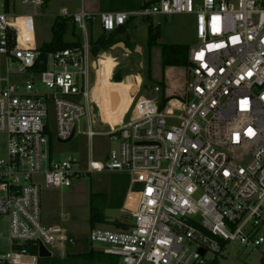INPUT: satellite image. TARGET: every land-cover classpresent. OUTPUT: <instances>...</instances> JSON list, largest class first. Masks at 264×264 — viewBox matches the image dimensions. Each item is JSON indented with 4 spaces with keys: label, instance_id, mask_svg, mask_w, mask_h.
Segmentation results:
<instances>
[{
    "label": "built area",
    "instance_id": "2783aa9c",
    "mask_svg": "<svg viewBox=\"0 0 264 264\" xmlns=\"http://www.w3.org/2000/svg\"><path fill=\"white\" fill-rule=\"evenodd\" d=\"M80 3L78 13L57 15L81 32L80 46L49 53L40 72L34 71L40 53L29 41L44 0H21L31 13L13 15L5 1L0 11V133L7 138L0 216L8 220L9 247L0 252V264H39L40 247L64 262L84 245L120 264H209L204 255L218 253L219 241L264 246V0H157L143 9L97 14ZM173 15H192L195 23L183 99H170L173 94L159 87L142 98L138 88L118 124L102 122L109 149L103 160L94 159L90 141L99 134L92 129L99 106L90 74L97 60L90 59L88 22L98 17L108 34L136 17ZM25 73L32 78L21 88L12 83V75ZM36 83L46 91H37ZM50 103L54 142L74 136L75 123L86 118L80 132L89 143L86 157L51 159ZM100 173L128 177L121 211L129 225L95 227L78 239L60 224L41 223L42 187L68 188Z\"/></svg>",
    "mask_w": 264,
    "mask_h": 264
},
{
    "label": "rangeland",
    "instance_id": "374dc122",
    "mask_svg": "<svg viewBox=\"0 0 264 264\" xmlns=\"http://www.w3.org/2000/svg\"><path fill=\"white\" fill-rule=\"evenodd\" d=\"M0 0V11L3 7V2ZM152 0H133L136 5H140ZM157 1V0H156ZM9 12L13 15H22L24 7L21 0H9ZM83 8L86 12L97 14L107 11L102 8L100 0H83ZM62 9H66L68 14L72 15L78 13L81 9L80 0H50L46 6H42L38 16L33 17L34 33L35 36L30 44L39 48L51 40L52 32L51 27L55 18ZM101 12V13H102ZM194 19L192 15H173V16H153L151 23L154 27H158L160 31V38L157 46L150 49L148 58L141 61L138 53L123 56L121 49H117V58L114 61L112 57L106 52H101L99 56V67L97 75L91 72V89H95L100 93V100L98 106L102 115V120L105 125L113 128L118 124L129 107L132 98L128 96L129 89L136 86L137 89L141 88L142 81L140 77L144 78L146 64L149 65L150 79L146 81L145 86L140 91L141 97H146L151 88L159 87L166 95L173 94L174 97L170 99H183L184 82L186 79V72L184 67H163L161 60V49L159 45L173 44V45H193L197 42L195 32L192 31L187 20ZM19 23L22 19H18ZM147 22L145 19L136 17L131 22L130 28L134 27L132 31L133 37L141 40V43L146 44L147 40ZM136 26V28H135ZM66 33L64 40L66 42H80L83 40L82 34L75 28L74 35L71 34V25ZM87 35L90 42H95L103 31L99 25V19H96L90 24H87ZM107 33V32H106ZM141 46V44H139ZM127 48V47H126ZM132 48V47H131ZM131 51V49H130ZM132 52V51H131ZM95 59V58H93ZM148 61V62H147ZM140 62L142 66L140 67ZM118 63L116 70L122 73L124 69V76L119 83L112 82L109 77L115 65ZM14 65H10V70H15ZM32 75L25 73L24 75H12V83L22 86L24 80H30ZM34 81L38 79L34 77ZM38 82V81H37ZM37 91H46V89L39 83L35 84ZM113 92H117L121 100L119 108H113L110 104V97ZM80 101V100H77ZM82 103V102H80ZM47 138H51L55 132V115L52 104L48 106L47 114ZM76 131L73 138L67 143H57L52 140L51 157L54 161H60L68 155L84 158L87 155L89 143L87 139L80 134L86 131V118L83 116L75 123ZM103 125L98 119L93 121V131L99 133L92 137L90 141L91 154L94 159L103 160L109 149L108 138L101 133H107L108 127ZM6 135L0 133V159L5 157L6 154ZM48 153V152H47ZM34 180L39 181L38 178ZM128 187V186H127ZM126 192L124 177L121 174L100 173L87 175L72 181L68 188L61 189H45L42 187L40 192V209H41V223L44 225L60 224L65 227L67 231L74 237L80 239L85 238L89 233V208L91 196L92 205L103 209L104 202L107 204L111 199H120ZM105 219L108 224L97 225V228L107 230H121L114 228L113 222H122L129 225L131 223L128 214L119 209H104ZM64 215V216H63ZM8 220L6 217L0 216V252L6 253L9 250L7 242L8 234ZM123 229V228H122ZM94 248L101 249L102 245H94ZM220 251L218 253L208 250L204 255V259L210 264H264V246L252 247L245 246L237 241H219ZM88 249L82 246V250ZM74 254L81 251L79 246L74 250ZM85 252V251H84ZM114 263L120 264L115 258L111 259ZM46 261L45 264H78L72 261H62L55 255L50 258L41 260ZM92 264H108L106 261L94 262ZM141 264H148L143 262Z\"/></svg>",
    "mask_w": 264,
    "mask_h": 264
},
{
    "label": "trees",
    "instance_id": "16d2710c",
    "mask_svg": "<svg viewBox=\"0 0 264 264\" xmlns=\"http://www.w3.org/2000/svg\"><path fill=\"white\" fill-rule=\"evenodd\" d=\"M50 0H44V6L47 5V3ZM156 2V0L148 1L146 3L136 5L133 0H100L101 6L106 8L107 11H125V10H135V9H143L146 7H149L151 4ZM8 3L9 0H5V10L8 11ZM148 23L147 25V41L146 46L147 50H150L151 48L157 46L158 40L160 37V31L158 27H154L151 23V19H146ZM130 20L127 22V25H129ZM69 25H71V34L74 35L75 31V25L72 23V20L62 19V18H55L54 22L51 27L52 37L51 40L48 43L43 44L38 48L39 51V59L36 63V66L34 67V71L40 72L43 71L46 67V57L49 53H54L57 51L65 50V49H73L80 46V42H66L64 40V37L66 33L69 30ZM119 27L115 29L111 33H103L102 36H100L96 42H90V52L93 56H96L99 51H108L113 45L122 42L120 40V35L124 33L126 30V26ZM74 30V31H73ZM160 46L161 51V60H162V66L163 67H185L187 62V52H188V46L185 45H173V44H162ZM148 58V57H147ZM148 62V61H147ZM149 63V62H148ZM146 64V69L144 73V78L142 81L141 88L145 86V83L147 80L150 79V71H149V65ZM111 81L115 83H119L122 81V75L119 71L114 70ZM167 99L163 100L165 102ZM49 144H52V139H49ZM124 177L125 182V189H127L128 186V177L125 175H122ZM124 197V196H123ZM123 197L120 199H111L107 204L104 202L103 209L105 207L110 209H119L121 210ZM93 196H91L90 200V208H89V228H95L97 225H103L108 224V222L105 219L104 210L99 209L92 204ZM114 228H120L124 229L126 226L122 222H113ZM85 251V252H84ZM82 250V252H78L77 254H74L72 256H69L67 261L72 262H79L78 264H92L94 262H101L106 261L108 264H117L114 263L110 256L104 255L99 252H94L91 250ZM46 260V259H45ZM117 260V259H116ZM46 261H41L39 264H45Z\"/></svg>",
    "mask_w": 264,
    "mask_h": 264
},
{
    "label": "crops",
    "instance_id": "0c3cea01",
    "mask_svg": "<svg viewBox=\"0 0 264 264\" xmlns=\"http://www.w3.org/2000/svg\"><path fill=\"white\" fill-rule=\"evenodd\" d=\"M102 8H104V7H102ZM100 12H102V11H100ZM99 12V13H100ZM113 12H117V11H113ZM151 19V18H150ZM146 20V19H145ZM19 21V20H18ZM133 20H130V23H129V25H127L126 26V30L124 31V33L122 34V35H120V40H122V43L124 44V46L125 47H127V49H131V53L130 54H128V53H126L124 50H122L121 48H115V49H109L108 51H105L106 53H108V55L110 56V57H112L113 59H114V61L116 60V58H117V52H119V51H117V49L119 50V49H121V52H123V56H126L127 54L128 55H132V54H134V53H136L135 52V48L137 47V46H139L140 48H141V53H138L139 54V56L141 57V61L143 62V61H145L146 59H147V56H148V53L150 52V50H147V46H146V44H143V43H141V40L140 39H137L136 37H133V33H132V31L134 30V27L133 28H130V27H132L131 26V22H132ZM147 21V20H146ZM188 21V23H189V25H190V27H191V29H192V31L193 32H195V23H194V19H191V21H189V20H187ZM93 22V21H92ZM92 22H90V24L92 23ZM135 28H136V26H135ZM146 30H147V28H146ZM104 33V32H103ZM102 33V34H103ZM100 36H102V35H100ZM160 38V37H159ZM97 41V40H96ZM95 41V42H96ZM147 41V40H146ZM159 41V40H158ZM74 42V41H73ZM94 43V42H93ZM139 44H141V46L139 45ZM185 46H188V47H190V46H192V45H185ZM132 47V48H131ZM101 52H103V51H99L98 53H97V55L96 56H93L92 54H90V59H93V58H95V59H93V60H97V63L95 64L96 65V70L98 69V65L97 64H99L98 63V60H99V56H100V53ZM142 62H140V64H138V65H140V67L142 66ZM117 66H119L118 65V63H115V65H114V67H113V69H112V71H111V73H110V77H109V79L111 80V77H112V74H113V71L114 70H116L117 68ZM122 70V73H123V75H122V78H123V76H124V69L122 68L121 69ZM96 73V76L98 77V75H97V72H95ZM141 78V81H143V77H140ZM115 83V82H114ZM139 89H137V91H138ZM97 93V92H96ZM137 93V92H136ZM96 95V94H95ZM93 117H94V120L95 119H98L101 123L103 122V120H102V115H101V112H100V109L98 110V111H96V109L93 111ZM100 116H101V119H100ZM102 120V121H101ZM103 124V123H102ZM104 125V124H103ZM64 216V215H63ZM54 225H56V224H54Z\"/></svg>",
    "mask_w": 264,
    "mask_h": 264
},
{
    "label": "water",
    "instance_id": "95a60500",
    "mask_svg": "<svg viewBox=\"0 0 264 264\" xmlns=\"http://www.w3.org/2000/svg\"><path fill=\"white\" fill-rule=\"evenodd\" d=\"M37 11L39 12L40 10H37ZM24 13H31V10L30 9H25L24 10ZM115 48H121L122 50H124L128 54L131 53V51L129 49H127L122 42L117 43V44H115V45H113L111 47V49H115ZM135 52L136 53H141V48L139 46H137L135 48ZM154 97H155V92H153L152 95L149 96V99H153ZM72 138H73V134L70 136V138L68 140H66L63 143L69 142ZM200 253H201V255H203L204 254V251L203 250H200ZM39 256L42 259H46V258H49V253H47L46 250L43 247H40L39 248Z\"/></svg>",
    "mask_w": 264,
    "mask_h": 264
},
{
    "label": "bare ground",
    "instance_id": "6f19581e",
    "mask_svg": "<svg viewBox=\"0 0 264 264\" xmlns=\"http://www.w3.org/2000/svg\"><path fill=\"white\" fill-rule=\"evenodd\" d=\"M97 91L94 89L92 91V94H93V98L95 99V101L97 102L98 104V101L100 100V93L97 92ZM137 92V87L136 86H132L130 89H129V92H128V96L130 98H132ZM96 94V95H95ZM110 104L113 108H119L121 106V100L119 98V95L117 92H113L111 94V97H110Z\"/></svg>",
    "mask_w": 264,
    "mask_h": 264
}]
</instances>
